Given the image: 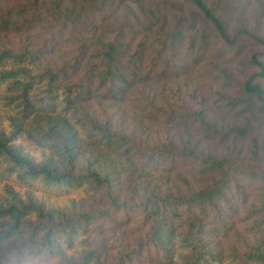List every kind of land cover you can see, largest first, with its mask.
Masks as SVG:
<instances>
[{"label": "trees", "instance_id": "obj_1", "mask_svg": "<svg viewBox=\"0 0 264 264\" xmlns=\"http://www.w3.org/2000/svg\"><path fill=\"white\" fill-rule=\"evenodd\" d=\"M245 5V0H0V33L48 31V40L36 50L30 44L17 49L0 45V86L6 106L15 110L21 121H40L51 115L65 120L78 113L83 132L115 160L111 171L103 176L96 170L75 176L46 165L34 166L8 145L21 132L14 125L10 138L0 133V165L8 167L4 171L46 187L86 185L89 193L103 188L109 207L115 210L127 212L137 206L138 211L131 213L135 217L141 214L145 235L139 243L128 245L115 264H222L220 253L208 249L207 241L218 237L219 230H227V221H231L229 228L234 225L232 217L238 205L227 197L234 175L247 173L259 182V203L264 209V86L257 82L264 80V62L255 53L243 58L250 41L264 49V36L258 29L234 28L228 22L233 15L241 17ZM35 35L24 42L32 43ZM64 47L75 51L63 52ZM212 59L217 60L216 68L220 63L229 65L218 72L226 93L221 96L222 107L230 122L224 130L225 116L218 122L207 117L204 110H196L195 116L222 140L224 154L205 148L202 140L195 143L194 136L185 133V140L180 137L171 145L178 153H174L173 161L181 166L172 169V165L169 171H163L160 157L151 151L142 154L135 142L116 137L109 126L86 111L94 103L120 104L129 93L145 95L160 84H176L187 75L205 70ZM6 63L11 68L4 69ZM230 65L257 72L238 82ZM168 119L175 133L179 126L187 125L181 115ZM49 126V139L56 141L51 150L63 161L65 171L68 167L74 170L79 163L77 138L67 130ZM198 155L199 162H194ZM154 173L158 181L153 180ZM170 176L174 178L172 191L160 181ZM150 179L158 185H151ZM30 215L38 221L31 224ZM90 217L95 216L89 213L77 220L54 222L53 214L32 202L6 204L0 207V225L4 228L0 246L19 237L20 228L28 226L24 251L40 244L59 256V243L71 249L78 240L88 250L78 263L71 264H113L118 252L89 248ZM129 218L133 220L134 216ZM262 228L258 223V234L263 235ZM251 250L247 258L264 263L259 240Z\"/></svg>", "mask_w": 264, "mask_h": 264}, {"label": "rangeland", "instance_id": "obj_2", "mask_svg": "<svg viewBox=\"0 0 264 264\" xmlns=\"http://www.w3.org/2000/svg\"><path fill=\"white\" fill-rule=\"evenodd\" d=\"M245 3L246 10L242 16H231L228 21L229 25L234 26V28L250 26L258 29L261 32L260 35L264 36V0H245ZM47 32L35 29L30 33L21 35L0 33V45L4 49H17L23 47L24 44H30L32 49L36 50L48 40ZM32 34H36L34 39L31 40L32 43H30V40L25 43V38H30L31 35L32 39ZM246 46L248 51L243 58L247 59L250 54L255 53L259 54L264 62V49L262 47L256 45L253 41H250ZM65 49L70 53L75 51L73 47H64L63 52ZM216 65L217 60L212 59L205 70L201 69L196 74L187 75L186 78L176 84L164 86L160 84L151 93L147 92L145 95H141L137 91L129 93L126 101L120 104L94 103L87 107L88 110L86 111L92 113L100 124L109 126L111 133L116 137H125L135 142L142 154L145 151H151L153 155L160 157L163 171H169L172 165V169L181 166L180 163L173 161L176 151L173 150L171 145L173 141L178 140L180 137L185 140V133L194 136L195 143L202 140L205 148L207 146L209 149L215 148L219 154H224L225 145L220 146L222 140L215 135L216 133L213 130V132L210 130L209 126L202 124L200 117L195 116L196 110H204L205 115L213 118L216 122L225 116L221 129L227 130L226 125L230 120L229 116L225 115L221 98L226 93L223 91V77L218 71L229 65L220 63L218 68H216ZM9 68L11 67L6 63L4 69ZM232 69L233 65H230V70L238 82L244 76L246 78L257 72L256 69L244 70L241 66ZM238 73L241 75H238ZM257 82L264 86V80ZM3 90L1 85L0 133L10 138L14 133V125L21 129L15 140L8 144L18 154L27 157L34 166L46 165L56 168L60 172H69L75 176H86L88 170H96L101 176L111 171L114 157L106 149L94 145L93 140L87 137L79 125L78 113L72 114L65 120L51 115L49 118H41L40 121L38 119L21 121L15 115V110L6 106L7 101L3 99L6 95ZM228 95H231V92H228ZM175 114L183 116L187 121L185 127H178L177 136H175V130L169 125L170 120L168 119ZM148 116H153L159 121H150ZM48 121H50L49 125H55V130H67L77 138L76 150L79 152V163L74 170H70L68 167L65 171L63 161L57 158L51 150V146L56 141L53 142L49 139L48 129L50 126ZM204 121L206 120L204 119ZM196 153L201 154L202 152ZM205 153L206 151H204ZM175 154L178 155L177 152ZM142 156H140L141 160L144 159ZM194 158H196L193 159L194 162H199L200 155ZM7 168L6 165H0V207L13 202H19L23 205L32 202L40 206L44 212L53 214L54 222L63 219L77 220L89 213L94 214L95 217H90L91 220L88 224L92 239L89 248L94 249L97 247L98 249H104L103 251H110L111 254H117L118 252L113 264L122 257V253L128 245L133 246L136 242L139 243L145 235L141 214L139 213L135 217V214L131 213L137 212L138 207H131L127 212L122 209L110 208L107 203V191L103 188H99L94 193H89L86 191V185L80 188L46 187L39 181H22L17 177V174L5 172L4 170ZM153 176H155L153 180H159L156 173ZM192 177L197 178L196 175H192ZM249 177L247 173L232 177L234 183L231 184L227 197L238 205V210L232 217L234 225L229 228L231 221H227L225 224L227 230H219L218 237H210L207 241L208 249L220 253L222 264H264L247 258L248 255L253 253L251 248L255 247L258 240L262 243L264 250V233L263 235L257 233L258 223H261L264 227V209L259 203L261 189L259 182ZM187 178L191 180L190 176H187ZM173 180L172 176L167 181L160 179L167 186L166 188L171 191L174 188ZM155 181L150 179L151 185H158ZM240 199L244 200V204L240 203ZM57 212L60 216L56 214ZM131 216H134L133 220H130L129 217ZM28 220L31 224H34L38 221V218L30 215ZM2 222L0 220V224H3ZM262 229L264 232V228ZM3 230L4 228L0 225V232ZM20 230L19 237L2 242L0 246V264L78 263L84 256L85 251L88 250L81 247L77 240L71 249H67L65 243H59L61 247L59 256L52 255L40 244H37L33 249L24 251L25 247L22 246V243L28 240V226L21 227ZM42 234L43 232H40L39 237ZM106 256H109V254L106 253Z\"/></svg>", "mask_w": 264, "mask_h": 264}]
</instances>
